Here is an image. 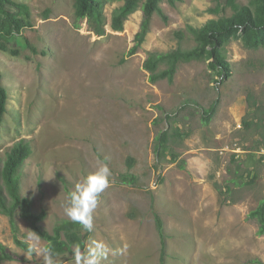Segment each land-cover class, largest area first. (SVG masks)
Returning a JSON list of instances; mask_svg holds the SVG:
<instances>
[{"label": "rangeland", "instance_id": "rangeland-1", "mask_svg": "<svg viewBox=\"0 0 264 264\" xmlns=\"http://www.w3.org/2000/svg\"><path fill=\"white\" fill-rule=\"evenodd\" d=\"M15 1L29 5L32 25L8 42L9 50L0 49L9 90L0 166L18 140L30 141L21 185L34 210L47 211L42 226L53 231L68 219L64 206L74 186L107 164L110 184L93 213L81 264L84 257L96 264H160L157 214L167 241L165 264H264V234L249 216L264 199V43L252 46L243 32L232 37L223 47L228 78L206 57L179 64L172 80L152 82L144 67L151 52L195 47L190 26L230 16L232 7L164 0L168 19L154 13L146 40L131 54L141 7L116 31L112 12L124 1L105 0L107 24L99 35L87 19H77L75 0ZM238 2L255 7L253 0ZM217 99L205 124L203 110ZM165 131L167 147L158 152L157 137ZM126 174L136 183L125 182ZM17 222L21 240L46 247L19 214ZM14 236L0 214V241L18 257L2 264H43ZM53 264L76 260L66 253L53 256Z\"/></svg>", "mask_w": 264, "mask_h": 264}, {"label": "trees", "instance_id": "trees-1", "mask_svg": "<svg viewBox=\"0 0 264 264\" xmlns=\"http://www.w3.org/2000/svg\"><path fill=\"white\" fill-rule=\"evenodd\" d=\"M124 3L113 10L111 16V28L116 31L124 29L125 21L141 7L143 18L139 31L136 33L135 44L130 49L133 54L141 47L151 30V20L154 13H159L165 20V15L160 4L164 0H123ZM175 4L179 0H167ZM218 5H228L234 10L230 16H221L218 19H210L201 27L190 26L196 46L185 50L182 48L173 49L168 52H151L145 60L144 67L150 72V80L156 82L159 79L167 78L172 80L179 64L192 60L207 58L210 59V67L219 72L223 78L231 76V64L223 53L224 45L232 38L243 32V37L252 46L264 43V0H253L254 8L249 5H241L238 0H216ZM75 14L77 19H87L90 27L96 34L105 33L107 16L105 14V0H75ZM218 9V8H217ZM215 10V9H214ZM31 10L27 3L15 0H0V49L9 50L7 44L13 41L16 34L31 26ZM27 41V39H26ZM28 43V41H27ZM31 46V45H30ZM33 48V46H31ZM14 53H17L16 50ZM9 101L8 87L2 83L0 71V127L7 113ZM218 99L209 108L203 110L205 124H209L216 112ZM163 139H165L163 141ZM168 133L162 132L157 137V151L167 147ZM32 145L29 140H18L7 153V157L0 166V214L9 218L14 239L17 246L29 251L31 246L25 240L18 237L19 226L17 215L28 221L31 228L45 241L46 247L50 248L53 256L70 254L74 257L73 249L79 248L80 252L86 248V241L91 231L69 219H63L56 223L53 231L42 226L47 217V211L42 209L36 212L33 207V200L24 195L21 185V172L26 160L32 154ZM176 154H174L175 156ZM176 159V158H175ZM264 159V156H263ZM129 165L132 160L129 159ZM127 183H136V176L123 175ZM235 182V180H233ZM251 218L257 219L259 233L264 234V199L257 208L249 214ZM157 228L161 240V261L165 264L164 256L167 247L164 223L160 216L156 215ZM30 252V251H29ZM8 246L0 241V264L6 261L16 260L18 257Z\"/></svg>", "mask_w": 264, "mask_h": 264}, {"label": "clouds", "instance_id": "clouds-1", "mask_svg": "<svg viewBox=\"0 0 264 264\" xmlns=\"http://www.w3.org/2000/svg\"><path fill=\"white\" fill-rule=\"evenodd\" d=\"M111 170L107 164H102L94 172L89 174L82 182L77 183L74 189L68 195L64 206L65 216L80 224L84 230L92 231L94 229L93 213L97 208L100 194L109 186ZM97 249L106 251L102 244H96ZM30 252L41 256L43 264H53V252L48 247L37 248L36 246L29 247ZM76 264H81V253L79 248L73 249ZM89 256L96 257L95 249L88 250ZM84 264H96L95 259L84 257Z\"/></svg>", "mask_w": 264, "mask_h": 264}]
</instances>
